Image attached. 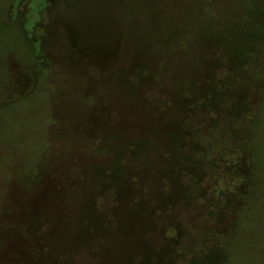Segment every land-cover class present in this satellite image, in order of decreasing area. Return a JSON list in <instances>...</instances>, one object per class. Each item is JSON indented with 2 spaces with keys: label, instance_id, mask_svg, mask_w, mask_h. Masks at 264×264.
<instances>
[{
  "label": "rangeland",
  "instance_id": "1",
  "mask_svg": "<svg viewBox=\"0 0 264 264\" xmlns=\"http://www.w3.org/2000/svg\"><path fill=\"white\" fill-rule=\"evenodd\" d=\"M47 1L0 0V264H139L108 222L121 192L99 169L112 148L127 204L153 207L133 178L168 150L136 143L145 111L159 125L180 115L186 167L176 194L157 185L169 201L142 232L152 255L264 264V0ZM41 39L51 51L34 57ZM82 207L99 223L79 221Z\"/></svg>",
  "mask_w": 264,
  "mask_h": 264
},
{
  "label": "trees",
  "instance_id": "2",
  "mask_svg": "<svg viewBox=\"0 0 264 264\" xmlns=\"http://www.w3.org/2000/svg\"><path fill=\"white\" fill-rule=\"evenodd\" d=\"M243 50H241V53ZM221 100V99H219ZM187 104V103H186ZM179 111L182 110L183 104L179 101L178 102ZM182 107V108H181ZM166 114L164 116L166 117ZM148 112H142L139 118L145 124L142 135L138 136L137 144L140 145L144 150H149L154 147V145L149 144L145 141H142V137L159 138V141L162 143L164 151L170 152L166 153V156L159 157L158 165L156 167H152V174L145 173L142 171V175L134 176L133 180H138L140 184L143 183L147 188L150 189L151 197H153V207L149 206L147 202H137L136 204H127V200L134 199V194L131 193L129 189L126 188V184L129 181V173L120 169L119 165V157H114L113 149L110 148L109 156L112 159V164L107 167L106 169H99L100 171H104V177L100 176L102 179L101 181H108L109 185L114 188H118L121 192L118 198V202L116 206L110 210V214L108 222H112L114 228L116 230H120L124 232V237L122 240L118 242V244H126L128 242L129 250H127L126 256L128 257H135L140 256L139 264H149L148 260L152 259L154 256L157 257L155 260L156 264H161V261L164 259V254H167L166 245L161 248L159 253L156 255H152L151 251L146 247L144 238L142 236V232L146 231L149 223H147L151 212H154V208L162 205L167 204L169 201L166 195H162L157 190V185L161 184V181L167 182L169 195L172 191L173 194L175 186H176V176H179L180 172H183L186 168L183 162L180 160L179 157V150L181 147V138L182 135L180 133V129L178 127L179 117L178 115L174 117V120L168 122L166 124H158L157 119L152 117V120L148 123L146 121V117ZM160 116V115H159ZM163 116V117H164ZM169 116V115H168ZM180 123V121H179ZM154 137V138H155ZM158 157V156H157ZM145 170H148L147 167H144ZM165 170V171H163ZM100 181V182H101ZM127 181V183L125 182ZM99 182V183H100ZM87 194V192L85 193ZM137 199V197H135ZM77 219L80 221L82 219H87L88 221L92 222V226H95L99 222H97V217H95L92 213L89 212L87 208L82 207L78 211ZM86 220V221H87ZM107 222V224H109ZM96 223V224H95ZM111 224V223H110ZM95 228V227H94ZM145 228V229H144ZM85 239L82 240V242ZM125 243H124V242ZM116 242V240H115ZM81 243V242H80ZM138 249V250H137ZM141 252V253H140ZM27 264H40L39 262H28Z\"/></svg>",
  "mask_w": 264,
  "mask_h": 264
},
{
  "label": "flooded vegetation",
  "instance_id": "3",
  "mask_svg": "<svg viewBox=\"0 0 264 264\" xmlns=\"http://www.w3.org/2000/svg\"><path fill=\"white\" fill-rule=\"evenodd\" d=\"M47 5H48V1L47 0H44V4H43V6H42V9H46L47 8ZM37 24V23H36ZM35 27V25H33V28ZM239 34H240V36L241 37H245V38H249V35H250V33L249 32H247V31H244V32H239ZM261 35V34H260ZM50 37H46V40L47 39H49ZM70 38V36H68L66 39L68 40ZM72 47V46H71ZM73 48H74V46H73ZM43 49H45L46 50V52H50L51 50H50V46L49 45H47V44H45V45H43V42H42V39L40 40V41H38V51L33 55L34 57L35 56H37L38 54H41V52H42V50ZM66 53V52H65ZM42 65H40V67H41ZM39 69H41V68H39ZM39 69H37L36 70V74L38 75V73H39ZM36 74H33V76L34 77H32V79L27 75V74H25V78H24V81H27V83H31V82H35V80H34V78L35 77H37V76H35Z\"/></svg>",
  "mask_w": 264,
  "mask_h": 264
}]
</instances>
